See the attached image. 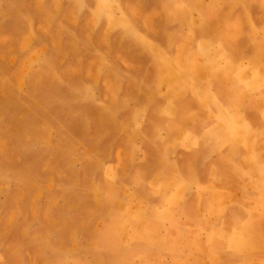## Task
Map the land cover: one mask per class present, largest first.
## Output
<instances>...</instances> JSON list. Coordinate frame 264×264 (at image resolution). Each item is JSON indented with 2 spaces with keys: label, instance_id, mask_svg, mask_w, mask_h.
Segmentation results:
<instances>
[{
  "label": "rangeland",
  "instance_id": "1",
  "mask_svg": "<svg viewBox=\"0 0 264 264\" xmlns=\"http://www.w3.org/2000/svg\"><path fill=\"white\" fill-rule=\"evenodd\" d=\"M0 264H264V0H0Z\"/></svg>",
  "mask_w": 264,
  "mask_h": 264
}]
</instances>
